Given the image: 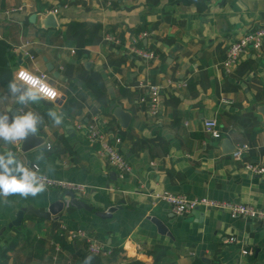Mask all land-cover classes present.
I'll return each instance as SVG.
<instances>
[{"label": "crops", "instance_id": "0c3cea01", "mask_svg": "<svg viewBox=\"0 0 264 264\" xmlns=\"http://www.w3.org/2000/svg\"><path fill=\"white\" fill-rule=\"evenodd\" d=\"M263 25L264 0H0V264H264V219L206 205L180 216L158 197L264 210V173L249 167H264V44L224 65L228 46ZM135 41L156 57L131 54ZM21 69L47 73L57 97L21 83ZM148 83L163 87L158 115L139 101ZM90 126L130 173L98 153ZM16 160L85 192L30 183ZM71 192L88 207L71 206ZM62 196L50 218L29 209ZM78 230L111 253L89 252Z\"/></svg>", "mask_w": 264, "mask_h": 264}, {"label": "built area", "instance_id": "2783aa9c", "mask_svg": "<svg viewBox=\"0 0 264 264\" xmlns=\"http://www.w3.org/2000/svg\"><path fill=\"white\" fill-rule=\"evenodd\" d=\"M150 32L145 31L142 33V36H148ZM109 40H114L112 36L108 37ZM264 44V25L252 29L245 35H243L237 41L232 42L226 53V59L224 61L225 69H229L239 63L241 57L248 53L251 50H259ZM129 52L131 54L142 57L146 60H151L156 57V53L151 50H146L140 48L134 44L129 47ZM18 79L24 85L31 87L36 90L42 97L45 99H55L58 95V92L53 88L48 82L47 73H32L25 69H21L17 73ZM162 94L163 87L154 83H148L145 86V94L140 96V103L148 106L150 113L153 115H158L161 112L162 106ZM205 131L210 134L213 138H220L221 132L218 130V123L215 119H209L205 121ZM105 133L101 132L95 126H90L88 129V139L91 142H99L100 149L98 153L102 156H105L108 162L120 172L121 175L130 173L132 168L128 161L125 159L123 154L113 145V143L108 142L106 139ZM115 142H121L119 138ZM50 147V146H48ZM247 146L243 145L240 147V150L234 153L235 156H240L243 152L242 150L246 149ZM20 149V145L16 144V151ZM12 153L14 150L11 151ZM251 171L255 173H264V167L261 166H249ZM15 168L18 172L19 177L24 180L33 183L39 187H44L47 189H65L73 190L80 193L85 192V187L79 184L71 183L65 180L54 179L40 172L39 167L36 163H28L22 160L15 161ZM4 181L1 180L0 184H3ZM159 199L167 202L173 212L176 215H187L191 213L195 208L200 205H206L214 207L217 209H228L233 216H242L248 218H260L264 219V210L254 208L251 205L239 204V203H230V202H221L206 197L202 198H193L187 199L185 196L176 194L173 192H164L158 195ZM73 238H85L88 243V251L94 254H103L109 255L110 250L105 248L103 245L91 240L85 231L78 230L76 232L70 233ZM243 253H247V250H244Z\"/></svg>", "mask_w": 264, "mask_h": 264}, {"label": "water", "instance_id": "95a60500", "mask_svg": "<svg viewBox=\"0 0 264 264\" xmlns=\"http://www.w3.org/2000/svg\"><path fill=\"white\" fill-rule=\"evenodd\" d=\"M263 115H264V111H263ZM28 132H30V130H27ZM40 141L37 140H31L29 142V147H33L39 144ZM69 197L74 198L72 202H70V205L73 207H85L87 208L88 205L83 202V201H79V199H75V194L74 192H71L68 194ZM65 202L64 201V196H62L60 199H58L57 201H55L54 203H52L47 209H45L44 211L38 210V209H34L32 207H30L29 209H31L32 211H34L36 213L37 216L42 217V218H50L52 214H56L57 212L61 211L64 206H65ZM115 208H111L109 209V211H106L105 213H100L102 216H110V213L112 211H114ZM27 211L26 208H22L18 213H17V218L9 224V227H13V226H20L23 222L24 219V214ZM157 223V222H156ZM161 231H165L166 228L164 227L163 224L158 223Z\"/></svg>", "mask_w": 264, "mask_h": 264}, {"label": "trees", "instance_id": "16d2710c", "mask_svg": "<svg viewBox=\"0 0 264 264\" xmlns=\"http://www.w3.org/2000/svg\"><path fill=\"white\" fill-rule=\"evenodd\" d=\"M116 257H117L116 254H114V255L112 254L111 261L114 262V260L116 259ZM89 260H91V261H97L98 262V259H96L95 257H91Z\"/></svg>", "mask_w": 264, "mask_h": 264}]
</instances>
